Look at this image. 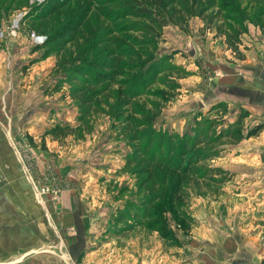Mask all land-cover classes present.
<instances>
[{"label":"rangeland","instance_id":"1","mask_svg":"<svg viewBox=\"0 0 264 264\" xmlns=\"http://www.w3.org/2000/svg\"><path fill=\"white\" fill-rule=\"evenodd\" d=\"M42 1L0 0V207L16 218L17 238L21 232L25 241L34 237L31 253H51L56 264H118L114 250L138 248L142 254L145 247H152L160 262L159 255L188 247L201 229L232 234L241 243L238 231L249 224L250 233L259 234L262 255L256 263L264 264V166L253 167L251 153L243 150L250 147L248 139L235 141L222 132L235 127L223 101H209L204 91L206 102L198 110L192 92L183 88L198 73L212 74L203 56L182 62L176 52L167 62L177 67L163 72L146 94L128 100L135 68L82 103L104 84L77 80L75 66L82 59L105 58L112 48L136 50L130 38L151 34L120 30L124 23L143 21L110 16L106 11L117 8L116 0H65L53 10L46 4L43 12L33 9ZM197 1L199 8L205 3ZM246 4L239 5L242 13ZM176 7L182 8L177 2ZM259 7L248 4L245 19H253ZM217 11L210 6L200 16H187L185 31L173 23L163 26L155 58L180 50L188 37L207 54L211 38L217 41L214 50L227 47L222 33L234 14ZM83 12L78 30L47 38ZM19 14L17 35L1 36ZM246 26L259 28L255 20ZM32 32L45 40L35 43ZM57 122L73 129L65 135L45 131ZM186 135L201 141L193 146L189 139L184 160L175 167ZM205 151L210 154L198 159L197 152ZM187 155H193L190 164ZM258 157L263 160L264 151ZM230 161L244 165L231 169ZM4 260L11 264L13 258Z\"/></svg>","mask_w":264,"mask_h":264},{"label":"crops","instance_id":"2","mask_svg":"<svg viewBox=\"0 0 264 264\" xmlns=\"http://www.w3.org/2000/svg\"><path fill=\"white\" fill-rule=\"evenodd\" d=\"M188 39L190 38H185L183 47ZM192 41L196 48V54L203 56L202 59L209 64L212 74L208 72L209 75L203 77L198 73L194 75V79L184 81V91H191L192 98L198 96L203 103L206 100L202 95L204 91H209V96H206L207 99L209 101H223L226 117L231 121L237 118L241 109L247 110L248 115L244 118V128L248 129L262 123L263 128L257 136L246 138L250 147L243 150L251 153L255 169H257L256 164L264 166V159L260 160L258 157V153L261 150L264 151V32L255 26L248 27V31L241 36V42L238 45L239 50L244 55L243 58L234 55L225 44L216 47L217 49L214 50L212 45L213 42L217 41L212 40V38L209 47L211 52L208 54L204 51L203 46L194 40ZM182 48L180 49L179 60L183 59L182 62H184L188 57H185ZM226 165L232 169L244 164L239 161H230ZM20 180L23 184V178ZM20 194L23 196V193ZM24 200V198H20L22 205L25 204ZM9 210L10 208L0 207V264L6 263L7 260L4 259L10 258L13 260L7 263L56 264V259L51 253H31L36 245L34 237L25 241L24 233L21 232V239L17 238L15 232L19 225L15 223L16 218L8 213ZM14 224L15 229L9 228ZM250 227L252 226L248 224L245 229H239L241 243L234 240L232 234L201 229L195 232L197 236L194 235V241L188 247L182 248V250L173 249L165 256L164 254L159 255L160 262L154 257L150 246L148 249L145 247L146 251L142 254L138 248H131L128 252L123 253L114 250L116 251L114 257H121V260L118 257V264H257V259L262 255L257 243L259 234L257 236L251 234ZM246 228L249 229L244 232ZM9 231L10 236H13L12 238L5 234ZM133 253H139L140 257H136ZM121 254L127 255L126 259Z\"/></svg>","mask_w":264,"mask_h":264},{"label":"trees","instance_id":"3","mask_svg":"<svg viewBox=\"0 0 264 264\" xmlns=\"http://www.w3.org/2000/svg\"><path fill=\"white\" fill-rule=\"evenodd\" d=\"M111 2L112 0H108ZM119 1V2H117ZM186 0H116L119 4L117 8L106 11L113 18H122L125 16H130L136 18L140 21H132L124 23L121 25L120 30H130V29H143L146 34H151L149 37L138 39L130 38L133 41V45L138 44V49H132L133 46L129 49L128 46H120L117 48L109 49L105 58L93 57L90 59H82L80 63L75 66L74 76L79 81L89 82L93 86H99L104 84L101 87H96L92 90L91 95L83 98L84 101L93 100L92 95H97L99 92L104 90L106 86L111 81H116V76L118 74H123L125 72L133 71L135 68H138L136 71V78L132 88L128 91V100L133 97H137L143 94H146L149 90V86L155 84L160 80V75L167 70H173L177 65L169 63L171 58L180 52V50H173L167 55H163L160 58H155L156 48L155 45L156 38L161 36L163 26L168 23H173L178 25L182 30H187L188 19L187 16L191 15H202L204 10L210 8V6H216L217 12L228 11V13H233L231 19H226V29L223 33L226 38L227 47L232 49L234 55L239 58H243V53L239 50L238 45L241 42V36L247 31L246 22L247 20H255L259 28L264 32V0H245L248 4H256L259 9L254 12L251 16L253 19H245L249 14L246 12L247 6H245L240 11V6L243 0H205V3L200 8L198 7L199 1L191 0L190 4L185 2ZM203 0H201L202 2ZM52 0L42 1L35 4L33 9L43 12L42 6H45L47 10L56 9L59 3L65 2V0ZM176 2L179 3L182 8L176 7ZM217 3V5H215ZM201 5V4H200ZM155 7L159 9L160 14L155 11ZM185 10L184 13H181V17L175 19L173 14L175 12ZM169 13V15L167 14ZM86 17V12L81 13L77 18L70 19L64 25H61L57 30L53 31L51 34L47 35L48 39L55 38L57 36L68 35L70 33L78 30ZM203 17V16H202ZM183 18V19H181ZM211 21V20H210ZM122 58H125L122 61ZM169 61V62H167ZM128 102V101H127ZM225 106L224 102H220ZM83 112H86L84 109ZM248 115L247 110L241 109L238 113L237 118L231 123L235 127L233 129L224 130L222 132L226 133L225 136L233 138L235 141H241L243 138H249L252 136H257L263 128V124H257L251 128L247 129V132L241 129L244 126V118ZM73 125L69 122L59 123L57 122L51 128L45 130L46 132H52L57 134L61 132V135H65L67 131H71ZM44 131V132H45ZM191 139L190 143L194 146V142L201 141V138L197 136H184L181 138L182 144L181 149H179V156L177 157V165L184 160L183 150L188 144V140ZM185 144V145H184ZM191 145V146H192ZM210 151H205L203 153L197 152L198 159H202L204 156L210 154ZM193 151L191 152V154ZM193 155H187L188 163H191ZM185 159V160H186ZM197 159V160H198ZM188 168V167H185Z\"/></svg>","mask_w":264,"mask_h":264},{"label":"built area","instance_id":"4","mask_svg":"<svg viewBox=\"0 0 264 264\" xmlns=\"http://www.w3.org/2000/svg\"><path fill=\"white\" fill-rule=\"evenodd\" d=\"M20 18H21L20 14L16 16V18L13 19L10 26L8 27L7 32L4 33V31H2L1 36H5V37L16 36L18 32L19 23L21 20ZM30 35H31L32 40H34L35 43H41L43 42V40H45V36L43 35H37L34 32H32Z\"/></svg>","mask_w":264,"mask_h":264},{"label":"water","instance_id":"5","mask_svg":"<svg viewBox=\"0 0 264 264\" xmlns=\"http://www.w3.org/2000/svg\"><path fill=\"white\" fill-rule=\"evenodd\" d=\"M182 52L188 57V58H192L195 56L196 54V48L195 45L193 43V41L191 39H188L184 45V47L182 48ZM194 101H195V107L199 110L201 109V107L203 106V101L198 97L195 96L194 97Z\"/></svg>","mask_w":264,"mask_h":264}]
</instances>
